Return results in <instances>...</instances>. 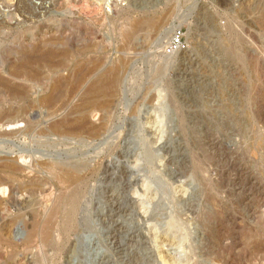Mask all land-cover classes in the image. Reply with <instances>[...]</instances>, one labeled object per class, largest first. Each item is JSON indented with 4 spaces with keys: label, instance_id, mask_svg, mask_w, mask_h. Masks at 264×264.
Here are the masks:
<instances>
[{
    "label": "rangeland",
    "instance_id": "374dc122",
    "mask_svg": "<svg viewBox=\"0 0 264 264\" xmlns=\"http://www.w3.org/2000/svg\"><path fill=\"white\" fill-rule=\"evenodd\" d=\"M68 1L44 0L58 63L0 66V115L18 119L0 160L24 169L0 172V264H264V0ZM142 19L159 30L126 38Z\"/></svg>",
    "mask_w": 264,
    "mask_h": 264
},
{
    "label": "bare ground",
    "instance_id": "6f19581e",
    "mask_svg": "<svg viewBox=\"0 0 264 264\" xmlns=\"http://www.w3.org/2000/svg\"><path fill=\"white\" fill-rule=\"evenodd\" d=\"M94 1L99 4L101 3L103 4L102 2L103 0H94ZM126 2L127 0H113L112 3L108 2L107 6L109 5L108 7L109 12L111 11L115 14L120 13V11L123 10L122 6L126 5L125 4ZM128 8H132L133 10L140 11L143 10L144 7H137L136 5L131 4ZM3 28L11 29L10 31L14 29L23 30V32L21 31L22 35L19 41H16L17 39H15L16 42L14 41L10 42L7 45L6 43H3L2 38H0L1 67L6 65L13 66L14 68H16V74L24 75L23 73H25L26 68H44V65H50V66L55 65L54 62H56L55 58H57V56H54V53H51L50 51H44V0H0V32L1 30H3ZM157 28H158L157 21L153 19H142L130 24V27L128 28L129 30L128 32H126V38H129L130 37L129 34L133 31L142 30V29H146L150 31L154 29L156 30ZM174 31L175 28H173L172 26L169 27V30H167L166 34L161 33L160 34L161 36L159 38V43L161 44L162 42H164V38H166V36H168V34L170 33H175ZM85 50L87 51L88 49L85 48ZM89 61L92 60L89 59ZM56 63H58V61ZM81 73L80 75L78 74L79 75L78 78H76V80L74 81V87H77L81 84L84 77L83 72ZM11 77L13 81L14 78H16L15 75ZM116 82H117V78L113 76L109 77L108 79L93 81L89 84L88 88L86 89V92L87 94H92V95H97L107 92L108 89H110L113 92L114 91L116 92L117 90ZM1 83H5V82L0 79V84ZM17 99L18 98L16 95L14 96V98L12 96V100L16 101ZM13 115L10 116V114H5V113L1 114L0 126L14 127L17 124L18 119L16 117H13ZM25 126L28 127L29 124ZM81 127L82 124L74 127L72 130L74 131L75 134H78L81 133L83 130ZM29 129H31V127ZM27 130L28 129H26L25 131ZM1 161L2 160H0V172L5 173L8 180L12 179V176H14L16 173H22L24 171V169L19 168V166L17 167V165H12L10 161L9 162L11 164L7 162L8 160L7 161L4 160L2 162ZM76 170L77 169L74 167L69 170L67 169L64 170V172H62V176L60 177V182L64 184L65 183L72 184L74 180L77 178V176L76 178L74 177L76 174L75 172ZM1 185L2 182L0 181V186ZM159 260L161 261V264H176L173 261V257H170V255L168 256L162 255Z\"/></svg>",
    "mask_w": 264,
    "mask_h": 264
},
{
    "label": "built area",
    "instance_id": "2783aa9c",
    "mask_svg": "<svg viewBox=\"0 0 264 264\" xmlns=\"http://www.w3.org/2000/svg\"><path fill=\"white\" fill-rule=\"evenodd\" d=\"M182 33L181 30L177 29L176 32L172 35V40L169 45L164 46L163 53L166 56H171L174 53L178 52L181 46Z\"/></svg>",
    "mask_w": 264,
    "mask_h": 264
}]
</instances>
